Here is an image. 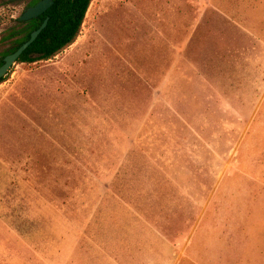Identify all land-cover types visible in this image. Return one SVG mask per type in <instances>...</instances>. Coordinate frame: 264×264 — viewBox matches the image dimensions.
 Wrapping results in <instances>:
<instances>
[{
  "label": "rangeland",
  "instance_id": "374dc122",
  "mask_svg": "<svg viewBox=\"0 0 264 264\" xmlns=\"http://www.w3.org/2000/svg\"><path fill=\"white\" fill-rule=\"evenodd\" d=\"M29 2L0 0V64ZM255 5L92 0L73 45L10 68L0 264H264Z\"/></svg>",
  "mask_w": 264,
  "mask_h": 264
},
{
  "label": "trees",
  "instance_id": "16d2710c",
  "mask_svg": "<svg viewBox=\"0 0 264 264\" xmlns=\"http://www.w3.org/2000/svg\"><path fill=\"white\" fill-rule=\"evenodd\" d=\"M40 0H30L29 7ZM92 0H54L47 12L27 21L17 19V26L8 30L5 38L15 39V44L4 57L26 42L31 33L49 18L45 29L19 57V63L49 60L73 45L79 37ZM3 63V59L1 60ZM6 77L0 78V84Z\"/></svg>",
  "mask_w": 264,
  "mask_h": 264
},
{
  "label": "water",
  "instance_id": "95a60500",
  "mask_svg": "<svg viewBox=\"0 0 264 264\" xmlns=\"http://www.w3.org/2000/svg\"><path fill=\"white\" fill-rule=\"evenodd\" d=\"M53 4L54 0H40L35 5L28 7L19 17V19L21 21H27L38 18L39 16L47 12ZM48 21L49 18H46L43 24L31 33V37L26 42L19 46L17 50L5 56L4 63L0 67V78H3L7 75L10 68L18 61L23 52L37 39L39 34L45 29Z\"/></svg>",
  "mask_w": 264,
  "mask_h": 264
},
{
  "label": "crops",
  "instance_id": "0c3cea01",
  "mask_svg": "<svg viewBox=\"0 0 264 264\" xmlns=\"http://www.w3.org/2000/svg\"><path fill=\"white\" fill-rule=\"evenodd\" d=\"M241 21L239 25L243 31L250 36L256 46L257 61L264 63V0H256V5L252 9H247L245 12L241 9ZM262 53V57H260Z\"/></svg>",
  "mask_w": 264,
  "mask_h": 264
},
{
  "label": "flooded vegetation",
  "instance_id": "af4514ba",
  "mask_svg": "<svg viewBox=\"0 0 264 264\" xmlns=\"http://www.w3.org/2000/svg\"><path fill=\"white\" fill-rule=\"evenodd\" d=\"M16 50H17V49H16ZM13 52H14V51H13ZM11 53H12V52H11ZM8 54H10V53H8ZM8 54H7V55H8ZM4 58H5V57H4ZM4 58H3V63H4ZM3 63L0 64V67L3 65Z\"/></svg>",
  "mask_w": 264,
  "mask_h": 264
}]
</instances>
